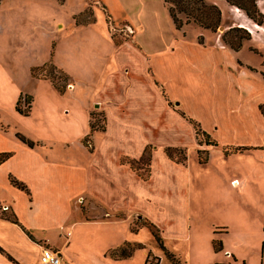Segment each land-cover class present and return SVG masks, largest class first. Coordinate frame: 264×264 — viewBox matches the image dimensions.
<instances>
[{
  "label": "rangeland",
  "instance_id": "rangeland-1",
  "mask_svg": "<svg viewBox=\"0 0 264 264\" xmlns=\"http://www.w3.org/2000/svg\"><path fill=\"white\" fill-rule=\"evenodd\" d=\"M5 1L0 0V123L10 126V135L14 131L31 140L52 143V152L62 160L70 158V161L90 167L96 158L95 153L89 152H93V145L99 144L101 136L91 132L104 131L106 125L105 115L92 107L98 81L76 80L73 84L72 79L51 61L32 68L36 77L40 78L38 80L50 84V79L54 81L61 88V92H58L48 82H34L27 69L30 63L39 64L48 58L52 37V26L48 19L56 17L68 25L67 13L80 3L78 0H67L63 8L48 0ZM103 1L114 18L124 17L130 25L112 22L105 7L97 0H86L84 11L77 16L78 22L93 21L95 10L101 11L116 45L130 42L133 30L136 44L148 51L146 57L152 56V71L149 73L147 68L141 67L138 73L131 70L125 74V71L122 73L124 69L121 71L117 68L119 78L124 76L120 90L127 86L137 91L139 96L135 102L147 109H150L151 101L145 103L144 95L151 99L153 94L154 100L162 96L168 109L180 116L178 120L167 121L166 129L155 135L148 131L146 136L156 144L166 146L175 144L178 138L185 140V150H181L187 157L186 164L182 171L173 173L174 186L168 187L158 179L161 170L169 173L163 151L155 154L152 172L145 165L141 167V176L128 164H123L126 157H122L120 164L129 167L137 178L143 180L142 177L148 175V179L143 180L148 181L151 173L152 176L149 183L136 184L133 179L130 199L128 195L122 197L123 194L121 199L124 200L118 203L121 212L106 211L102 217H98L103 220L117 218L110 221L115 223L100 228L94 224L79 223L71 228V224L79 222V219L91 220L100 216V212L94 209L87 212L90 201L78 197L80 190L74 184L70 185L71 201H62L55 206L47 192L40 188L39 181L30 179L29 185L25 183L28 193L17 190L12 195L18 221L23 225L37 226L35 233L38 236H42V230L54 233L56 226L65 221L69 225L61 231L64 237L68 231L73 237L79 236L80 227H83L81 230L85 235L80 236L75 247L78 255L71 258L74 264L91 262V246L86 239L94 235L113 236L115 241L120 242L118 247L125 242L140 245L141 248L135 250L127 264H158L160 253L164 257L161 264H170L154 239L155 235L182 264L228 261L227 253L210 250L213 239L225 241L226 249L238 248L242 260L237 264H264V118L258 110L259 105H264V32L253 40L245 41L247 43L238 52L228 48L224 50L219 47L216 36L221 38L230 29L228 27H232L231 21L243 18L241 11L232 10L224 0H218L220 8L214 5L226 19L222 21L221 17L216 33L194 24L176 30L162 0ZM204 1L213 5L214 0ZM99 12L98 17L102 14ZM65 34L67 30L55 36V39L59 41ZM20 35L28 36V39L23 41ZM243 35L242 32L232 33L229 39ZM101 66L106 73L114 68V63L103 57ZM243 69L247 71L246 80L240 75ZM11 76L14 77L12 82L15 89L6 81V77ZM129 79L131 81L127 85ZM15 91L21 93V110L27 111L32 105L28 116L15 111ZM30 96H34V101ZM90 107L91 132L85 121L86 111ZM156 112V115L149 117L153 122L162 117V109ZM195 125L217 145L203 150L207 156L204 165L197 160L198 146L192 133ZM194 134L197 142L202 140ZM84 146L87 153L83 150ZM121 147L119 142L112 149L105 145L104 154L109 156ZM150 148L152 152L151 145ZM200 156L205 157V153L202 152ZM112 172L119 177L118 169L112 167ZM232 180L235 181L231 183ZM134 191L138 195H133ZM166 196L170 197L172 208L164 210L161 201ZM102 198L105 199L104 196ZM106 206L107 209H115L114 206ZM0 214L13 216L11 211ZM219 228H225L221 231L226 233L217 232ZM218 246V242H215L214 247ZM42 247L49 248L46 244ZM66 260L62 258L61 264H70ZM96 264L103 262L99 260Z\"/></svg>",
  "mask_w": 264,
  "mask_h": 264
},
{
  "label": "crops",
  "instance_id": "crops-1",
  "mask_svg": "<svg viewBox=\"0 0 264 264\" xmlns=\"http://www.w3.org/2000/svg\"><path fill=\"white\" fill-rule=\"evenodd\" d=\"M48 1H53L57 5L63 6L64 8L66 6L67 0H64L63 4H58L55 0ZM97 1L105 7V10L108 12L112 22H126L127 25H130L129 21L124 17L117 19L114 18L110 14V8L106 6L107 3H105L103 0ZM112 1L121 2V0ZM78 3H80V5L77 8L67 13L69 17L68 25L64 24L62 19H58L56 17L53 19H48L52 26L50 30V35L52 37H50L51 40L48 58L39 64L30 63L27 69L30 77L33 78L31 76L32 68L39 67L48 61H51L56 67L61 69L65 74H67L69 78L72 79L73 84L76 80L89 81L90 79H96L98 81V86L96 88V94L94 96L92 107L98 108L97 112H102L105 115V130L91 132L89 125V113L91 112L92 107L88 108L85 119L86 125L88 126L87 128L90 130L91 134L99 133L101 136L99 144L97 143L96 146L93 145V152H89L87 150L90 154L95 153L96 158V160L94 159L93 164L90 167H87L82 166L80 162L70 161V158L64 160L59 158L58 155L52 152V143L50 145L46 141H41L40 139L31 140V138L29 139V137L27 138L26 136H23L25 139L34 144L32 148L28 147L26 144L17 139L16 134H19L18 132L12 131L13 134L11 133L10 135V126L0 123V154H12L8 160L0 164V212L4 213L11 211L13 214L12 217L2 216V214H0V249L9 254L19 264H40L39 259L43 244L44 246L46 244V246H49L50 249L56 251L59 254L60 260H62V258L63 260L67 259L70 264H74V261L71 259L72 255H74V257L78 255L75 247L78 244L80 236L85 234L83 233V230H81L83 227H80L79 236L73 237V235H71L68 231L66 233V237H64L61 231H63V228H65L66 225H69L67 223L68 221L56 226V229L53 231L54 233H49L47 230H42V236H38L35 233V228H37V226L30 224L23 225V223H20L14 213V206L16 202L14 199H12V195L15 194V191L18 189L11 185L9 181L10 178L17 177L23 181L20 182L24 185L25 183L29 185L28 181L30 179L39 181L40 188L47 192L48 197L55 206L62 201L66 203L67 201L68 203L71 201V199H69V197L72 195L70 185L74 184L80 190L78 197H85L88 201H90L87 207V212L90 213L93 211H91V209H94L97 213L98 211L100 212V216H95L97 218H92L91 220H87L85 218L79 219V222H74L71 224V228H75L78 223L80 225L94 224L99 227L108 226L115 223L110 221H114L117 218L111 220L106 219V221L98 217H102L106 211L111 213L121 212V208H118V203L123 201L126 195H128V198L130 199L131 192H129V190L133 184V179L136 184H142L143 182H148L152 176L151 173L148 181H143L137 178V176L132 172L131 169H129V167L120 164V159L122 157L138 160L142 156L144 149L151 145L153 147L150 162V170L152 172L155 154L161 153L163 151L165 154L164 156L167 158L166 168L169 173L166 174L163 170H161V173L158 172V179L161 181L162 185H167L168 187L174 186L173 173L177 172L178 170L182 171L183 167L182 164H178L175 161L169 159L164 150L166 148L184 149L185 140L178 138V141L175 144L171 143L166 146L164 144H156L146 136V132L148 131L153 132L155 135L160 130L166 129V122L178 120L179 115L168 109L162 96L159 99L154 100L153 94L151 95V99L148 95H144L145 103L149 104L150 102H147V100L151 101L150 109H147L145 106L142 105V107L137 102H135L139 96L137 91L134 92L133 90L128 89L127 86L123 90H120L122 83L121 78L124 76H120L121 78H119L117 68L121 69V71L124 69L122 73L125 71L126 74L131 70L138 73L141 71L140 68L144 67L147 68L150 73V71H152V56L148 55V57H146V53H148V51L146 52L141 48L140 45L136 44L133 30V36L130 42L116 45L110 36L105 17L101 11L100 12L102 14H100V17H98L97 12L99 11L95 10V20L93 23L88 25H76L74 17H77L84 11L86 7V0H78ZM212 3L218 8L221 7V4L218 2V0H214ZM256 5L259 11L264 15V0H257ZM229 7L232 10L236 9L231 6ZM241 13L245 19L242 18L240 20L231 21L232 27L230 26L228 28L238 27L246 30L247 32L249 31L251 40H253L256 35L258 36L264 32V27L257 26L251 20H249L243 12ZM221 17L222 21L226 20L223 18L222 14ZM73 25L75 27H73ZM65 30H67V34L57 41L55 36H59V34L63 33ZM20 36L22 37L23 41L28 39V36ZM216 40L220 48L224 50L228 48L222 43L219 36H216ZM247 42H244L243 46ZM135 48H138V51ZM103 57L114 63V68L106 73L103 69V66H101ZM242 71L243 72H241L240 75L245 78L244 80H246L247 71L245 69ZM128 76L129 74L127 77ZM6 78L8 85L10 84L11 87L15 89V86L12 82V78L14 77L11 76ZM33 79L35 80H33L34 82L39 84L48 82L38 80L36 78ZM130 81L131 79H129L127 85L130 84ZM135 88L141 89V87ZM18 95L21 96V93L19 94V91H15V95L13 97L14 108L19 97ZM26 96H28V94H26ZM30 97H32V101H34V96ZM161 109L163 112L161 113V118L154 122L149 119V117L156 115L157 110ZM194 132L195 131L192 133L194 142L196 146H198L197 151H203L211 147H216L206 146L203 143L199 145V141L197 142ZM116 142H119L122 147L113 152V154L106 156L104 154V146L106 145L107 148L112 149V146ZM65 144L68 146L67 141ZM84 147L83 150L85 151L87 148ZM111 156H113L114 160H111ZM60 163H63L65 166L61 165ZM111 166L114 169L116 168L119 170V177L114 175ZM169 174L172 175L169 176ZM130 177L132 178L130 179ZM65 178L69 181L66 180L65 182H62L61 180ZM125 179H127V181ZM153 179H155V176ZM233 181L235 180H232L231 183H233ZM134 194L138 195L137 191H134L133 195ZM102 196H104L105 199H103ZM121 196L124 198L121 199ZM8 197H11V200H8ZM65 198L66 200H64ZM170 201V197L166 196L165 199L161 201V207L164 208V210L172 208L171 204L169 203ZM106 205L114 206L115 209H107L108 207ZM4 207H7L8 209L3 211L2 209ZM6 218L15 219L16 223L13 221H8ZM222 229L225 230V228H219L218 230L220 231L217 232L223 234L226 233L225 231H221ZM24 231H27L32 236V239H29ZM212 241L210 250L214 252ZM217 241L222 243V250L219 253H227V259H230L225 262H215V264H237L242 260V256H240L239 251L237 250L238 248L226 249L225 241ZM86 242L91 246L89 248L91 257L89 260L92 263L89 262L88 264H96V262L99 260H102L103 264H105V262H109V264H118L120 262L127 264V262H129L135 253L134 251L131 257L127 259L116 260L111 258L109 254L112 251L118 249V246L120 245V242L115 241L113 236L107 237L102 235L98 237L97 235H94L92 238L86 239ZM72 250H74V254L72 253ZM69 253L71 255H69ZM158 255V264H161L164 257L161 255V253ZM0 264L13 263L10 262L4 254L0 253Z\"/></svg>",
  "mask_w": 264,
  "mask_h": 264
},
{
  "label": "trees",
  "instance_id": "trees-1",
  "mask_svg": "<svg viewBox=\"0 0 264 264\" xmlns=\"http://www.w3.org/2000/svg\"><path fill=\"white\" fill-rule=\"evenodd\" d=\"M55 1H57L58 4L64 3V0H55ZM162 1H163V4L167 8V12L174 25V28L178 31H180L184 26H187L189 24H194L198 26L199 28L203 30H209L212 33H216L217 29L220 27V24H221L220 10L214 5L207 4L204 0H162ZM224 1L229 6L234 7L238 9L239 11L243 12L245 16L257 26L264 27V15L257 8V5H256L257 0H224ZM78 18L79 17L74 18L76 25H88L94 22V20L89 21V22H82V21L78 22L77 20ZM238 32H242L244 35L242 37H231L229 39V36L232 33H238ZM250 39H251L250 32L249 31L247 32L246 30L242 28H238V27L230 28L228 31L224 32L223 35L221 36L222 43L235 52H237L242 47L243 42L249 41ZM31 75L34 78L40 79L36 77L33 69H31ZM50 82L55 90H57L58 92H61V88H59L54 83V81L50 79ZM27 99L31 101V98L28 97ZM20 100H21V96H19L16 102L15 111L21 115L28 116L30 112V107H29V110L27 111L21 110L19 108ZM258 110L261 116L264 118V105H259ZM90 130H93V126H90ZM194 130H195L197 138L198 137L202 138V140L199 139V142H198L199 145L203 143L206 146H217L216 142L210 139V137L205 132H203L201 129H199L197 125H195ZM16 137L19 141L26 144L28 147L32 148L34 146L32 142L28 141L23 136L16 134ZM202 152L205 153V157L203 158H201L200 156ZM165 153L169 159L175 161L178 164L184 165L187 161V157L184 154L183 150L181 149L166 148ZM10 157H11V153H1L0 154V164L8 160ZM197 157H198V162L200 164H205L207 162V156H206L205 151L198 150ZM122 162L123 164H128L132 170H134L135 172H137V174H139V176H141V174L139 173V170H141V167H143V165L147 166V168L150 169V162H151L150 146H147L144 149L142 156L138 160L126 158V160ZM142 179L147 180L148 175H146L145 177H142ZM9 181L11 185L17 188L18 190L28 193V189L23 183L17 181L15 178H10ZM6 220L11 221V222L13 221L14 223H16L15 219L6 218ZM24 232L29 237V239H32V236L27 231H24ZM157 237L158 236L155 235L154 239L159 243V246L161 247L169 263L170 264H182L173 254L168 252L163 247L162 241L160 240V238L158 239ZM215 242H218L219 244L218 248L214 247ZM212 247H213L214 252L218 253L222 250V243L220 241L213 240ZM140 248H141L140 245H132L130 243H124L121 247L112 251L109 254V256L116 260L127 259L131 257V255L133 254L135 250L140 249ZM0 253L4 254L5 257L13 264H19L9 254L5 253L2 249H0Z\"/></svg>",
  "mask_w": 264,
  "mask_h": 264
},
{
  "label": "built area",
  "instance_id": "built-area-1",
  "mask_svg": "<svg viewBox=\"0 0 264 264\" xmlns=\"http://www.w3.org/2000/svg\"><path fill=\"white\" fill-rule=\"evenodd\" d=\"M7 209V207H4L2 210L5 211ZM39 260L40 264H61L59 254L56 251L47 247L41 248Z\"/></svg>",
  "mask_w": 264,
  "mask_h": 264
}]
</instances>
